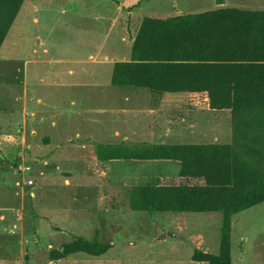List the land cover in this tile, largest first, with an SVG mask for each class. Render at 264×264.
<instances>
[{"label":"rangeland","instance_id":"rangeland-1","mask_svg":"<svg viewBox=\"0 0 264 264\" xmlns=\"http://www.w3.org/2000/svg\"><path fill=\"white\" fill-rule=\"evenodd\" d=\"M222 1L126 0L123 56L129 59L148 16L219 7L264 10V0ZM67 3L36 0L34 9H22L0 48V264H197V249L218 254L220 214H150L130 207L133 186L176 177L178 164L101 162L96 146L237 143L263 168L264 114L238 123L230 112L194 107L187 93L115 87L113 64L52 63L59 53L56 40L61 46L72 41L68 17L60 16ZM103 93L130 100L112 105ZM88 108L95 141L82 148L74 134L71 145L56 143V129L60 137L82 130L83 121L72 118ZM78 236L110 241L112 248L101 257L79 253L50 260L52 249ZM232 259L264 264V203L233 217Z\"/></svg>","mask_w":264,"mask_h":264},{"label":"trees","instance_id":"trees-1","mask_svg":"<svg viewBox=\"0 0 264 264\" xmlns=\"http://www.w3.org/2000/svg\"><path fill=\"white\" fill-rule=\"evenodd\" d=\"M27 0H0V48ZM223 4L222 0H218ZM115 87L191 96L194 107L230 112L238 123L264 114V10L219 7L170 18L145 17L129 61L113 65ZM101 162H165L176 177L133 186L135 212L220 214L218 254L195 250L197 264H232L233 217L264 203V167L241 146L163 144L143 147L99 143ZM110 241L75 237L49 252L53 262L85 253L101 257Z\"/></svg>","mask_w":264,"mask_h":264},{"label":"crops","instance_id":"crops-1","mask_svg":"<svg viewBox=\"0 0 264 264\" xmlns=\"http://www.w3.org/2000/svg\"><path fill=\"white\" fill-rule=\"evenodd\" d=\"M28 1L30 4H24L22 9H34L33 4L36 0ZM67 6L60 12V16L65 17L67 15L68 17V24L72 26V30H69V33L73 36L72 41L69 44L70 46L66 43L61 46L63 42L56 40V50L59 53L56 55V60H51L52 63L66 64V62H71L69 64L114 65L117 62L130 60L131 50L128 53L129 59L123 56L126 40L124 26L126 0H68ZM135 7L138 8L139 5ZM133 13L134 11L128 12V16L131 17ZM64 53L65 55H63ZM81 55L83 57H79ZM63 56H67V58H63ZM112 70L113 66L111 65V73ZM90 74L94 78L93 70ZM103 95L104 99L110 100L109 102L112 105L118 103V100H121L120 104L130 100L129 96H126L127 98L125 96H114L110 99L108 95L104 93ZM92 97L93 95L90 96V99ZM80 111L82 112L75 114L72 119L83 121L80 126L82 130L73 131V135L60 137V133L56 129V143H62L64 146L71 145L74 134L76 138H79L75 143L82 144V148L95 141L97 134L92 132L94 127L92 125L96 123L93 121V110L88 108ZM103 131L105 132V130ZM80 132L84 134V137H81L82 133ZM105 138L108 139V137ZM60 145L58 146L60 147Z\"/></svg>","mask_w":264,"mask_h":264},{"label":"built area","instance_id":"built-area-1","mask_svg":"<svg viewBox=\"0 0 264 264\" xmlns=\"http://www.w3.org/2000/svg\"><path fill=\"white\" fill-rule=\"evenodd\" d=\"M28 184H29V185H32V181H30Z\"/></svg>","mask_w":264,"mask_h":264}]
</instances>
